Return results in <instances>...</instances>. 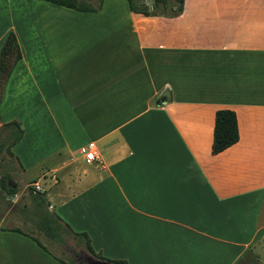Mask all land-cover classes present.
I'll use <instances>...</instances> for the list:
<instances>
[{"label":"crops","instance_id":"obj_1","mask_svg":"<svg viewBox=\"0 0 264 264\" xmlns=\"http://www.w3.org/2000/svg\"><path fill=\"white\" fill-rule=\"evenodd\" d=\"M102 11L45 24L38 81L20 52L4 84L42 96L38 115L0 103L1 125L22 129L11 153L23 177L36 169L42 211L65 244L79 248L72 233H85L112 261L264 264V0H183L177 16ZM218 110L235 113L238 141L212 155ZM2 221L0 264L77 262L74 248L50 238L69 263Z\"/></svg>","mask_w":264,"mask_h":264},{"label":"rangeland","instance_id":"obj_2","mask_svg":"<svg viewBox=\"0 0 264 264\" xmlns=\"http://www.w3.org/2000/svg\"><path fill=\"white\" fill-rule=\"evenodd\" d=\"M86 1L90 4L89 6L92 7H96L100 2V0ZM130 1L143 7L149 5L148 0ZM201 1L206 2V0ZM172 4V0H165L164 3L157 4L154 11L170 15L173 12ZM153 5L154 3L152 0L151 6ZM123 7H128L127 0H103L101 6L93 12V14H81L38 0H0V34L4 33L5 30L7 31L3 42L0 44V59H12L13 50L5 54H2L1 50L5 45L6 39L10 34H13L18 41L20 52L23 53L26 58L30 57L29 61L33 62L31 64L33 68L32 74L34 73L35 81L37 82L38 70L40 67L46 68V66H43L44 55L40 52V41L44 39L45 34H49V31L44 30L45 24L51 26L50 28H55L53 26L69 23L70 16L74 17L79 23H83L100 16L97 12L102 8L104 9V11H102L104 14L102 17H104L107 8L121 9ZM51 33L53 34L55 32L52 31ZM47 39L50 38L47 37ZM15 65L17 66V64ZM14 66L10 74L18 72L16 68L14 69ZM15 78L16 75L14 74L11 82L14 81L15 83L17 81ZM12 90L11 87L7 92L3 89V94L0 95V103L2 102L5 108L7 106V108L11 110V115L22 117L24 111L30 108H35V114L37 115L38 109L41 113L39 106L42 108V96L39 95L37 86L34 87L31 85V87L25 91L18 89L19 92L21 91L20 93L17 91L11 93ZM7 134L8 131L3 129L0 123V221L3 220L1 225L29 231L38 237L54 255L65 259L69 263L70 261L73 262L71 254H65L60 251L61 246L59 244L53 241L51 242L50 238L45 239L40 233L35 232V228L32 225H34L33 222L37 221V218L42 219L41 214H39V217L34 218L31 212L32 209H30L28 213L23 210V206H26L25 208L33 207V194L29 187V178L35 175L33 172H36V169L29 171L23 177L21 169L11 153V147L9 146L10 139L7 137ZM42 183H45L43 179ZM6 184L10 186L9 189L5 187ZM74 244L73 240L67 239L65 246L74 248ZM78 247L79 248H74L78 257L82 254L90 255L85 252L82 245ZM74 259L77 260L76 258ZM103 259L109 262L112 261L107 258ZM73 264H79V260H77L76 263L73 262Z\"/></svg>","mask_w":264,"mask_h":264},{"label":"trees","instance_id":"obj_3","mask_svg":"<svg viewBox=\"0 0 264 264\" xmlns=\"http://www.w3.org/2000/svg\"><path fill=\"white\" fill-rule=\"evenodd\" d=\"M46 3H50L55 6L75 10L78 12H95L100 6L103 0H100L96 7L89 6L86 0H39ZM165 0H153L154 7L151 6L149 9L147 6L143 7L138 4H134L132 1L128 0V5L131 11L135 13H140L145 16L151 15H158L162 13H157L154 11V8L159 3H164ZM173 4V12L170 14L171 16L179 15L182 12L183 8V0H172ZM165 15V14H163ZM13 50L12 59L6 60V58L0 59V95L2 94V90L5 84L7 77L10 74L12 67L15 65L17 61H19L21 55L19 51V47L16 41V38L13 34H10L9 37L5 41V45L2 48L1 53L5 54L9 51ZM10 60V61H9ZM2 128L8 131L7 137H9L10 142L9 146L12 147L15 145L22 136V129L20 125L13 121L7 124L2 125ZM238 141V128H237V120L235 113L230 110H218L215 113L214 117V127H213V137H212V144H211V153L212 155H217L229 147L236 144ZM6 188L9 189V185L6 184ZM11 190V189H10ZM32 202L35 207V213H33V217H39L41 214V218H37V227L38 229L43 232V234L54 241L65 243L62 240L60 232H62L58 226V218H50L49 214L42 211L44 200L41 198L40 194H34L32 196ZM69 233L70 230L66 229ZM18 231V230H13ZM73 237L77 240V246H83L84 250L89 253L92 257L100 260H104L102 257L96 255L90 246L88 237L85 233H72ZM41 247H43L39 241L33 238ZM44 248V247H43ZM45 249V248H44ZM46 250V249H45ZM63 264H66L63 260H60ZM113 264H126L123 261H111Z\"/></svg>","mask_w":264,"mask_h":264},{"label":"built area","instance_id":"obj_4","mask_svg":"<svg viewBox=\"0 0 264 264\" xmlns=\"http://www.w3.org/2000/svg\"><path fill=\"white\" fill-rule=\"evenodd\" d=\"M82 153L84 155V160L86 163L90 164L99 159L96 153L95 144L93 142L89 143L86 148L82 149ZM29 187L33 194L40 193V191L42 190L39 182H33L29 185Z\"/></svg>","mask_w":264,"mask_h":264},{"label":"water","instance_id":"obj_5","mask_svg":"<svg viewBox=\"0 0 264 264\" xmlns=\"http://www.w3.org/2000/svg\"><path fill=\"white\" fill-rule=\"evenodd\" d=\"M148 2H149V5L147 7L150 9L152 0H148ZM140 3H143V2H140ZM77 259L79 260V264H113L106 260L96 259L87 254H82L79 257L77 256Z\"/></svg>","mask_w":264,"mask_h":264}]
</instances>
